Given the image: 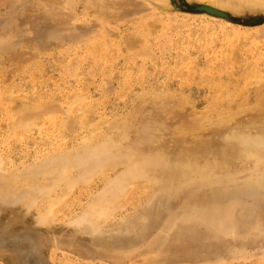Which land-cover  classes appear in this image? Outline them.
<instances>
[{
	"label": "rangeland",
	"instance_id": "374dc122",
	"mask_svg": "<svg viewBox=\"0 0 264 264\" xmlns=\"http://www.w3.org/2000/svg\"><path fill=\"white\" fill-rule=\"evenodd\" d=\"M135 3L139 9L119 11L121 18H95L78 0H0V172L40 164L58 146L93 142L76 159L87 165L71 173L70 190L30 208L12 185L9 197L0 195V264H264V14L226 22L191 3ZM16 99L37 117L26 132L12 127ZM104 140L114 144L98 157L118 165L110 176L122 164H153V154L168 148L177 164L182 147L193 156L200 142L202 162L216 170L170 193L159 206L166 219L143 241L140 228L120 222L154 197L146 182L99 209L113 210L107 228L129 232L135 245L120 260L96 253L91 222L71 220L104 186L89 166ZM210 185L228 228L189 218L176 229L187 199ZM52 200L55 218L42 223Z\"/></svg>",
	"mask_w": 264,
	"mask_h": 264
},
{
	"label": "bare ground",
	"instance_id": "6f19581e",
	"mask_svg": "<svg viewBox=\"0 0 264 264\" xmlns=\"http://www.w3.org/2000/svg\"><path fill=\"white\" fill-rule=\"evenodd\" d=\"M43 1L54 5L58 0ZM78 1L83 3L86 13H92L91 15L95 18L119 17L124 10L139 9V5L135 3L137 0ZM158 2L169 4L173 8H176L178 2H181L187 7L191 3L193 4V9L200 10L203 12L202 14L226 22H231V15L236 13L264 14V0H158ZM119 11H121L120 14ZM119 23L124 24L125 22L120 20ZM15 59L16 58L13 60ZM243 94L244 92H240L241 96ZM219 97L221 98V96ZM262 107L263 106H260V108ZM180 108L183 109V106H180ZM232 108L233 113L242 110L240 106L235 107L232 105ZM11 109L13 111L12 127H18L26 132L37 122V117L29 114L32 109L31 106L23 100H13ZM227 119H229V117H222V121H226ZM107 136L108 133H105L102 139L107 138ZM92 143H84V146L90 149ZM113 144L114 142H109L108 144L106 140H104L96 146L99 150L95 147L91 153L93 156L97 155L98 152L104 154L109 150L107 148ZM202 145L204 144L201 142L196 145L197 149L194 153L196 155L193 156H190L188 148L182 147V158L177 164L171 162L173 161L172 159L175 158L176 152H174L172 148L164 149V151L158 150L153 154V164L146 165L139 162L130 163L129 165L122 164V172L119 171L113 176H110L109 172L113 171L118 166H116V163L109 162L104 158L98 157V155L89 161V166L92 168L95 167L97 171L96 174H98L97 177L100 181L102 182L105 180L104 186L98 191V196L96 198H91L90 202H87L83 206L82 212L71 220L78 223L91 222L93 224L96 232L92 241V247L97 254L102 257H112L120 260L123 254L128 253L131 249H134L132 246H135L126 238V234L129 232H121L120 230L118 232V229L111 231L110 228H107L106 221L112 217L113 210H102L100 213L99 209L108 207L114 199L118 200L117 198L120 197L124 191L125 194H127V192H132L137 182H146L150 190L149 192L151 194L154 193V197L152 194L144 204H141L137 210L133 212V214L123 218L120 224L129 226L130 230H135L137 227L140 228L142 233L138 236L137 240L143 241L147 239L149 237L147 233H151L154 227L161 225L166 219V213H162L159 206L169 202L170 193L179 185L184 184L187 180L209 179L216 172L215 169H212V164L202 162V160L205 159V149ZM84 146L76 148L58 146L57 151H51L49 153L50 158H45L40 164H27L21 170H17V167H15V170L9 171L10 173L8 174L0 172V195L3 193L9 197V192L6 193L7 189L13 186L15 188L12 189L16 190L15 192L24 195L22 204L30 208L32 205H41L44 199L53 198V196L62 189H64V191L70 190L74 183L71 178V173L79 166L85 167L87 165V163H83L82 160H76L77 157L81 156V150H85ZM101 146L103 148H101ZM154 159L156 161H154ZM1 162L3 163L0 157V164ZM90 163H92L94 167ZM160 167L161 170H159ZM241 167L242 166L239 168ZM215 175L217 176V173ZM154 180H159V182H155L157 185L153 187ZM14 182H16V186L13 184ZM92 183L93 179L92 181H87L85 184L89 187ZM157 187H162V189L160 188L159 190V195H156V192H158ZM129 189L130 191H128ZM211 189H216V187L210 185L206 189L202 188L191 194L187 199L188 202L186 201L187 208L184 207L180 212V219H176V223L174 224L176 229L182 230L187 225V219L189 218L193 221H198L200 219L207 220L210 225L217 224V228L220 230L228 228L226 224L223 225L220 223V209L214 205L215 197L211 199L208 194ZM54 203L55 200H52L41 209L39 214L40 222L43 223L55 218L51 207ZM189 208L192 209L190 210ZM131 244L133 245L130 246ZM149 260L148 262H151L150 264H163L159 259L154 261L153 259Z\"/></svg>",
	"mask_w": 264,
	"mask_h": 264
},
{
	"label": "water",
	"instance_id": "95a60500",
	"mask_svg": "<svg viewBox=\"0 0 264 264\" xmlns=\"http://www.w3.org/2000/svg\"><path fill=\"white\" fill-rule=\"evenodd\" d=\"M196 10H198V9H196ZM198 11H200V10H198Z\"/></svg>",
	"mask_w": 264,
	"mask_h": 264
}]
</instances>
